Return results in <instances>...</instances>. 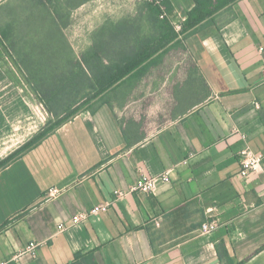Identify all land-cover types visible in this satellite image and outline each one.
I'll return each instance as SVG.
<instances>
[{
	"label": "crops",
	"instance_id": "obj_1",
	"mask_svg": "<svg viewBox=\"0 0 264 264\" xmlns=\"http://www.w3.org/2000/svg\"><path fill=\"white\" fill-rule=\"evenodd\" d=\"M170 1L173 22L195 6ZM124 5L51 0L47 10L72 11L63 31L79 54L109 19L103 12L135 11ZM214 18L164 42L141 75L54 129L35 87L38 107L0 62V160L47 131L0 169V264H69L79 252L97 264H264V161L262 172L240 176L243 148L264 154V0H234ZM142 174L169 180L132 193ZM108 201V211L72 223ZM207 221L218 227L204 234Z\"/></svg>",
	"mask_w": 264,
	"mask_h": 264
},
{
	"label": "trees",
	"instance_id": "obj_2",
	"mask_svg": "<svg viewBox=\"0 0 264 264\" xmlns=\"http://www.w3.org/2000/svg\"><path fill=\"white\" fill-rule=\"evenodd\" d=\"M160 2L161 5L147 3L148 21L159 31L164 29L161 39L168 43L209 25L215 20L214 15L234 0H195V6L182 22L180 31L172 21L174 6L171 1ZM48 4L51 0H37L34 4L29 0L23 7L21 5L25 16L1 25L0 37L46 108L56 118L66 115L55 127L49 128L54 129L88 108L129 74L137 71L141 75L145 62L156 50L151 51L152 41L145 37L146 33L141 34L140 17H125L106 20L92 33L91 46L77 54L63 31L71 22L72 11H48ZM10 6V2L0 6V14L7 12L4 10H13ZM161 6L166 7L167 15L163 18ZM46 132L40 133L10 157L0 160V169L34 147ZM69 264L97 262L93 252H79Z\"/></svg>",
	"mask_w": 264,
	"mask_h": 264
},
{
	"label": "rangeland",
	"instance_id": "obj_3",
	"mask_svg": "<svg viewBox=\"0 0 264 264\" xmlns=\"http://www.w3.org/2000/svg\"><path fill=\"white\" fill-rule=\"evenodd\" d=\"M29 0H12L10 9L13 8V10L7 11L5 14H0V26L7 24L8 20L11 19H22L24 15V10H22V7L24 3L28 2ZM37 0H31V4L36 3ZM133 3L134 10L135 11H105L103 13H107L109 19L111 20H120L125 17H140V24H141V34L142 36L145 34V37H147L149 40L154 42V44L150 45L151 51L157 50L159 47H161L164 43V38L161 39V36L163 35L162 30L159 31L156 29L149 21V15L147 10V3H153L151 0H119V4L123 5V7H127V5L130 6V4ZM22 5V7H21ZM128 6V7H129ZM15 9H20V11H15ZM92 12V11H90ZM84 16V15H82ZM79 12H77V15L75 18H73V26L70 29H74V26L80 25L82 17ZM77 29V28H76ZM20 30V29H19ZM76 31V32H75ZM74 32L68 31V34L70 37L72 36V39L75 41H79L80 44H85V39L87 38L86 34L84 32H80L75 30ZM4 40L0 37V62L2 63V66L6 69L8 74L13 78V81L26 93L27 98L30 100V102L37 106L40 104V100L37 98V96L34 94L33 88L28 82L27 78L25 77V74L21 72L20 67L17 63H15L14 58L9 53L8 48L5 46ZM79 48V47H78ZM84 51L83 48L79 49V54H81ZM93 92L92 94H94ZM49 114L46 115V122H47V128L55 127L60 120L63 117H54L53 114L48 110ZM78 114V113H77ZM76 115V114H75ZM74 115V116H75ZM73 116V117H74ZM73 117H70L73 118Z\"/></svg>",
	"mask_w": 264,
	"mask_h": 264
},
{
	"label": "built area",
	"instance_id": "obj_4",
	"mask_svg": "<svg viewBox=\"0 0 264 264\" xmlns=\"http://www.w3.org/2000/svg\"><path fill=\"white\" fill-rule=\"evenodd\" d=\"M155 4L161 5L160 0H151ZM162 8V14L161 17H165L167 15L166 13V7L161 6ZM175 25L177 31H180L182 29V22H173ZM263 50V49H261ZM264 68V67H263ZM263 161H264V154L260 151L254 150L252 147L247 145L245 148H243L240 152V176L244 179H248L254 174H258L263 171ZM169 177L168 175H161V176H151L147 174H142V176L137 180L135 185L131 188L132 193H148L155 191L157 185L161 181H168ZM58 190L56 188H52L49 190L50 194H56ZM116 194L118 196L123 195V191H116ZM112 202L108 201L103 204H99L94 206L89 212L82 213L75 215L72 219L73 224H77L82 222L83 220H86L87 216L90 214H98L100 212L108 211L111 207ZM67 226L65 224H61L59 228L61 230L65 229ZM218 227V224L216 221H210V222H204L201 225V232L204 234L210 233L214 230H216ZM36 243H31L29 245V249H35Z\"/></svg>",
	"mask_w": 264,
	"mask_h": 264
}]
</instances>
